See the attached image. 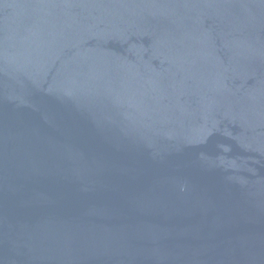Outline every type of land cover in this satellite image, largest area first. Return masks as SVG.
Segmentation results:
<instances>
[{
  "label": "water",
  "instance_id": "95a60500",
  "mask_svg": "<svg viewBox=\"0 0 264 264\" xmlns=\"http://www.w3.org/2000/svg\"><path fill=\"white\" fill-rule=\"evenodd\" d=\"M0 264H264V0H0Z\"/></svg>",
  "mask_w": 264,
  "mask_h": 264
}]
</instances>
